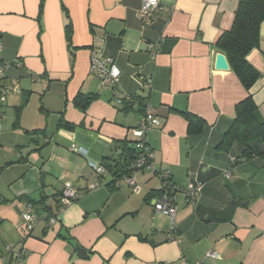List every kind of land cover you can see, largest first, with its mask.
<instances>
[{
	"label": "crops",
	"instance_id": "crops-1",
	"mask_svg": "<svg viewBox=\"0 0 264 264\" xmlns=\"http://www.w3.org/2000/svg\"><path fill=\"white\" fill-rule=\"evenodd\" d=\"M238 2L160 0L154 23L142 26L141 0H0V67L19 64L4 69L8 91L0 106V167L10 163L0 172V228L8 226L1 239L25 249L24 264H264V158L237 159V143L228 153L215 149L246 95L230 69H214L216 41ZM93 59L120 71L115 87L101 86ZM247 61L264 73V22ZM78 93L96 96L85 113L72 104ZM250 94L264 121V76ZM124 95L133 98L125 110L114 102ZM144 101L160 123L144 136L153 169L171 172L179 189L173 221L148 207L161 187L152 168L134 175L136 192L124 182L110 191L111 177L93 169L114 142L142 139ZM174 111L203 120L202 131L188 137ZM61 114L74 130L56 129ZM252 145L264 150V142ZM194 182L203 187L191 204L183 190ZM65 183L80 197L50 226L32 205L38 222L27 231L26 199H43L56 213L54 197ZM76 245L87 258L76 256Z\"/></svg>",
	"mask_w": 264,
	"mask_h": 264
},
{
	"label": "trees",
	"instance_id": "trees-1",
	"mask_svg": "<svg viewBox=\"0 0 264 264\" xmlns=\"http://www.w3.org/2000/svg\"><path fill=\"white\" fill-rule=\"evenodd\" d=\"M263 22L264 0H239L230 29L223 31L220 34L215 45L216 48L220 51V53L225 56L229 65V69L235 75L236 79L238 80V82L246 93L244 98L237 102L234 106V117L231 120V124L228 130L223 134L220 141L216 144L215 149L224 153H228L230 152L234 144L237 143L240 145V153L237 158L239 160H248L254 156H260L264 158V150H260L259 152L255 153V149L252 145L254 142H264V121L257 120V106L250 94V90L252 89L254 84H256V82L262 76H264V73L262 74L257 71L247 61L248 54L258 47L260 39V26ZM66 39L67 41L70 40L69 25L66 26ZM27 97L28 94L26 93L22 104L16 107L15 109L16 123L19 119L21 109L27 103ZM95 99L96 96L92 94L78 93L73 99L72 104L79 112L85 113L89 105ZM131 102L132 100L124 103L123 110L129 108V104ZM2 104L3 103H0V106ZM146 105L147 103H145V101L140 103V106H142V109L140 110L142 112L141 118L145 117L147 112L151 111V109H148ZM174 112L178 113V115H180L187 122L188 137L199 134L202 131L204 126L203 120L193 116L192 114L186 111ZM152 115L156 117L153 112ZM141 118L138 122L139 129ZM159 125L157 127H159ZM79 126L81 127L83 126V124H80ZM75 128V125L66 122L63 115H60L56 127L57 130L63 129L67 131H72ZM140 131L143 135L141 140L129 141L127 139H123L120 141H116L114 142L112 148L108 151V154L104 156L101 160L99 165L104 169L105 174L111 176V180L107 184V187L110 191H113L117 188L116 184L120 180L123 181L125 177L134 178L135 174L144 171L146 167L150 164V155L154 154V151L147 144L144 138L148 131H142L141 129ZM138 162H143V164L138 166ZM8 165H10V163L4 165L3 167H0V172L4 167ZM158 173L159 171L157 172L155 170V174L157 175ZM105 174L101 177H104ZM227 175L228 173H226V176ZM163 179L164 178L158 176V180L160 182L161 187L158 191L159 193L157 195H154L155 197L160 196L164 190ZM168 181L170 183V192H172V190H179L172 181L171 172L168 174ZM198 183L201 184L202 191L203 185L200 182H197V184ZM60 195L61 193H59L58 196L54 197L57 205L56 213L53 212L52 209L45 206V204L43 203V199L38 202H35L28 198L26 199V201L31 205H39L38 207L41 210L45 211V216L43 218L44 221H46L47 223L48 218H56L57 212L60 211ZM155 197H151L149 200ZM21 250H24L23 258H25V249L19 247L18 251ZM2 258H5L4 262L1 261ZM0 262L1 264H12L16 263V260L14 261V258L11 253H8L3 257L0 256Z\"/></svg>",
	"mask_w": 264,
	"mask_h": 264
},
{
	"label": "built area",
	"instance_id": "built-area-1",
	"mask_svg": "<svg viewBox=\"0 0 264 264\" xmlns=\"http://www.w3.org/2000/svg\"><path fill=\"white\" fill-rule=\"evenodd\" d=\"M160 10H162V7L160 6V0H141V6L138 12V17L142 26L152 25L155 21L156 14ZM148 50L150 51V54L154 56L157 50V45L156 44L149 45ZM0 53H1V46H0ZM11 64H16L17 66H19L17 62H14V63H3L2 66L0 67V103L5 102V94L8 91V88L3 83L4 69L6 67H9ZM92 68L95 71L96 75L98 76L101 86L106 88H113L118 83L120 71L112 64L110 65V62L108 61L101 62L99 60L93 59ZM31 80L36 81L37 79L36 77L31 76ZM131 100L132 98L130 96L124 95L123 97L116 98L114 102L116 105L121 106L124 103L129 102ZM158 125L159 122L157 118L152 115L151 111L147 112L145 117L141 118L140 121V129L142 131L144 130L150 131L151 129L156 128ZM71 150L74 151L75 146L72 145ZM150 159L151 162L146 167V169L152 168L153 172H155V170L153 169L154 154L150 155ZM142 164L143 162H138V166ZM93 169L98 178H100L105 174L104 169L100 165H96L95 167H93ZM168 174H169L168 171H161L157 174L159 177L164 178L163 179L164 190L160 196L153 198L152 207L154 212L166 216L173 221L174 216L176 214L174 195L178 190H172V192H170V186H169L170 183L168 181ZM123 182L130 187L131 191L133 192L137 191L134 178L125 177L123 179ZM97 185L98 183L92 185V189L97 187ZM200 191H201V184L190 183L184 189L183 194L185 195L187 202L193 204L198 198ZM60 193H61L59 199L60 207H61L60 211L66 206L70 205L72 202L76 201L80 197V192L76 188H74L71 184L68 183L62 185ZM22 217L26 224L25 227L27 231L33 230L38 222V218L35 213L34 207L31 204L29 203L24 204ZM54 222H55L54 217L48 218L47 226L53 225ZM171 234L172 233L168 235L169 239L174 238V236H172ZM6 252L11 253V255L14 258V261L16 260V263H12V264H24L23 263L24 250L18 251V249H15L13 245H11L9 247H6ZM1 261L4 262L5 258H2Z\"/></svg>",
	"mask_w": 264,
	"mask_h": 264
},
{
	"label": "rangeland",
	"instance_id": "rangeland-1",
	"mask_svg": "<svg viewBox=\"0 0 264 264\" xmlns=\"http://www.w3.org/2000/svg\"><path fill=\"white\" fill-rule=\"evenodd\" d=\"M105 88H106V87H105ZM4 109H5V115H6V116L3 117L2 124H5V125L8 126V125L10 124V113H11V110L8 109V108H6V107H4ZM4 151H5V150H4ZM109 177H111V176L109 175ZM119 182H123V181L120 180ZM119 182H118V183H119ZM180 199H181V198H180V195H177V200L180 201ZM152 200H153V199H151V200L149 201V204H148V207H149L150 210H152ZM179 201H178V202H179ZM163 219L167 222V225H168V223L170 222L169 219H167V218H166V219L163 218ZM2 228H4V229L8 228L7 224H4V226H3ZM2 228H0V249H1L0 254L5 252L4 255H6L7 252L5 251V248H6V247H9L10 245L8 244V241H7V242L5 241L4 238L1 239V237H4L3 232H2ZM8 232H9V231H8ZM5 244H6V245H5ZM13 246H14V248H17L18 244L14 243ZM0 264H1V262H0Z\"/></svg>",
	"mask_w": 264,
	"mask_h": 264
},
{
	"label": "water",
	"instance_id": "water-1",
	"mask_svg": "<svg viewBox=\"0 0 264 264\" xmlns=\"http://www.w3.org/2000/svg\"><path fill=\"white\" fill-rule=\"evenodd\" d=\"M214 69L217 71L225 72L229 70L228 62L222 53H218L215 57ZM77 257H88L86 251L81 247L75 246Z\"/></svg>",
	"mask_w": 264,
	"mask_h": 264
}]
</instances>
